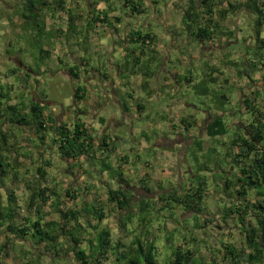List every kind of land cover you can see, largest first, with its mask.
I'll return each mask as SVG.
<instances>
[{
  "label": "trees",
  "instance_id": "obj_1",
  "mask_svg": "<svg viewBox=\"0 0 264 264\" xmlns=\"http://www.w3.org/2000/svg\"><path fill=\"white\" fill-rule=\"evenodd\" d=\"M248 1L250 4L247 9L255 14V33L259 35L260 30L264 29V0L262 2L261 0ZM17 3L24 27L36 26L37 36H42L43 25L39 21L42 11H48L53 16L59 12H65L69 32L74 31L75 22L84 19L87 21L88 29L95 28L97 24H104L109 28L113 24L109 15L114 12L116 0H91L88 4L90 12L87 13L86 9L85 12L81 11L77 14L71 9L65 10L64 0H55L53 4L45 0H17ZM152 3L157 4L155 1ZM99 4L104 5L102 10L97 9ZM221 4V0H187L181 14V30L188 45L204 46L207 43H214L219 37L225 35L234 39V31L225 29L223 22L229 15L236 16L242 4L229 5L225 9L220 8ZM122 7L129 8L132 15L145 14L142 0H123ZM85 13L87 15L84 18ZM113 19L116 23H120V18ZM123 42L136 45V48H132L127 55L130 56L133 66L141 64V57L145 54L144 48L153 53L145 63L156 61L155 51L151 49L155 43V36L151 31L131 30L125 35ZM256 42L259 43L255 46L257 50L250 55L246 54L251 57H241L238 63H233L237 73L249 81L252 79L251 74L264 70V54L258 52L264 49V38ZM134 53L138 55L135 56ZM68 74L74 79L77 78L72 70H69ZM144 75L148 78L154 75V72H145ZM6 77H15L21 87L28 90L30 78L28 73H23L15 67L8 71ZM209 77L213 84L218 81L217 78ZM191 79L192 77H185L187 83L192 82ZM145 81L143 83L147 84ZM198 86H194L197 92ZM200 91L205 95L208 93L205 89ZM13 92L14 86L0 82V232H6L15 240H20L29 250H42L53 258L58 259L61 254L64 257L72 255L77 264H243L240 252L230 243L223 244L221 251L218 252L223 261L218 262L216 258H212L205 263L202 259L199 260L191 249L196 239L191 232L186 234L184 232L186 222L181 223L182 229L176 234H167L163 229L153 228L154 220L157 219L159 212H162L163 207L168 215L174 206L196 217L200 215L209 194L205 187L207 183L205 177H198L196 183L189 182L185 189H172L169 193H161L156 198L149 199L150 201L141 199L135 202L131 190L133 185L124 174L128 157L121 154L115 158L116 150L113 141L116 138L112 139L108 135H103L100 143L97 144L94 135L83 122L78 121L70 125L57 121L53 113L48 112V107L36 100H30L29 104H26L22 98L20 102H12ZM80 92L84 95V91L79 88L74 92V98L77 101H81L85 96H79ZM225 100L227 98L224 94L218 98L219 107L223 106ZM245 100L244 104L250 115L246 123L226 122L221 114H214L212 121L206 125V135L210 138L225 135L229 137L227 148L223 152L222 165H227L225 159L228 158L230 169L235 172L231 174L222 169L224 175L221 177L224 180L221 192L231 197L233 202L225 205L221 213L222 220L225 222L237 219L236 221L243 225L246 216L255 218L254 227L249 226L243 229L244 242L248 250L246 262L261 264L264 260V110L255 111L250 102ZM136 107L137 113L144 110L139 103ZM215 109L222 112V109H218L216 105ZM190 118L192 119V116ZM5 123L20 128H31L35 147L50 139L59 157L69 162V170L77 173L74 170L80 168L79 162L84 159L90 164L89 170L94 169L100 175L107 174L116 183V188L105 190V199L101 200L87 185L90 199L84 208L61 210L59 199L62 195L58 192L56 183L47 178L45 167L49 163L45 162L35 168L34 181H28L29 195L22 203L25 208H21L14 192L6 190L9 184L20 181L21 176L20 170L13 165L10 137L2 128ZM181 123L185 130H188L194 120L190 122L181 120ZM208 156L211 157L212 154ZM111 159H115L114 168L111 166ZM204 169H207V166ZM141 179V183H144L149 180V175L145 174ZM144 189L148 194L153 193L147 186ZM2 191H7L4 196ZM251 193H254L259 200L255 198L256 201L253 202ZM78 194L79 191L70 186L64 189L63 195H71L74 201ZM46 206L52 207L57 215L56 220L46 221L45 217L50 215V212H44ZM108 207L120 213L117 227L121 236L114 244L110 238V230L105 229L102 224L107 218ZM145 212H152L153 217H143L142 214ZM137 216H140L138 222L133 224ZM169 217L172 218V216ZM196 217H193L196 222L193 224L195 229L203 228L201 222L204 224L213 222V220L201 218L202 221L198 223ZM162 233H165L167 258L160 257L156 244L157 236ZM60 241L63 243H59ZM82 245H84L83 248ZM5 255L7 256L6 245L2 244L0 245V264H4L2 258ZM22 264H42V262L39 261V257H36L34 260L25 259Z\"/></svg>",
  "mask_w": 264,
  "mask_h": 264
},
{
  "label": "rangeland",
  "instance_id": "obj_2",
  "mask_svg": "<svg viewBox=\"0 0 264 264\" xmlns=\"http://www.w3.org/2000/svg\"><path fill=\"white\" fill-rule=\"evenodd\" d=\"M55 0H45V2H49L50 4H53ZM66 5V8H72L74 9L78 3H81L84 7V3L89 4L91 0H64ZM145 4V16L143 15H132L130 14L129 8H122V2L123 0H117L115 7H114V17L120 18L121 26L118 28V31L121 34L125 32H129L131 30H140L142 32L147 31V25H150V29L152 32H154L156 35L159 33L160 35V43L161 38L163 39L164 34H168V39L166 41V44L161 43L160 48L158 49V52L162 55L160 58V61L162 62L163 70L161 71V64L155 63L152 65V63H144V66L141 68L143 73H150L155 72L157 77L153 79L154 82H157L158 84H161L163 81L162 79L164 77H167L169 79H173V77L169 74L173 69H178L180 74L179 79H183L184 74L181 68H179V64L176 61V59L180 60V57H183V51L185 53V46L183 45V42H179L180 34H181V14L184 10V7L186 6L187 0H169L165 6H161L160 8H156L154 13L158 15H165V17H168V20H170V24L167 26H163V28L160 30L159 26L154 23V19L151 17L150 19L147 17L152 11L150 10V7L148 5L149 0H142ZM17 6V7H16ZM84 10V9H83ZM20 9L17 3V0H0V21H6L2 25V22H0V82L3 84H9L14 86V92L12 93L13 101L18 102L22 98V92L19 90L20 84L17 81L15 77H6V74L8 73L7 69L13 68L15 65L21 66L19 59L21 62L25 63V67L32 69V71L36 72L37 68L40 66V62H43L41 67L44 68V72H39V80L40 83L37 85L35 83L31 84V87L28 86V91L24 95V99L28 98L29 100H39L40 97L44 98L43 102L48 105V112L53 113V115L57 118V121H65V123L73 124V121L75 120V115L73 111L71 110V104L73 103V94L78 89V87L81 89L83 85L85 84L83 80L76 81L73 80V78L66 72L62 71L61 67L58 66L59 64L58 59H55L54 56L56 54L60 53L62 54V50L65 48L66 44V38L64 37V33L67 32L66 30V15L65 12H59L57 14L58 20L55 21V23H52L53 26H51V21H49V17L52 15L48 13V11H42L40 14V22L43 25V31L44 34L42 36L37 37V30L35 27L30 26L24 27L23 31L24 34H22L21 30V18H20ZM83 17L85 18L86 15L83 14ZM53 18V17H52ZM140 19V20H139ZM56 20V19H55ZM252 20V17L249 15V13L246 12L245 8H241V10L238 12L236 16H231L228 19L227 22V29L234 31V42L229 44V52L227 49H225L226 54L228 52V55L230 56V60H233L235 62H239L240 58L245 55V51H243V40H245L246 44H250L252 47L256 46L254 40L251 42L248 41V28L247 24L250 23ZM23 21V20H22ZM115 23V21L113 20ZM35 25V24H34ZM85 26V23L84 25ZM55 27V28H54ZM50 28V30H48ZM101 28V27H100ZM84 29V27H82ZM39 30V28H38ZM45 30H48L45 32ZM86 30V29H85ZM84 30V31H85ZM105 30H107L105 28ZM62 31L64 32L62 34ZM125 31V32H124ZM31 32V33H30ZM35 32L34 37H37L35 40L30 39V35ZM51 37L59 35V39L53 40L56 41L53 43V45L49 41V37H46V33H50ZM116 32V31H114ZM21 33V34H20ZM97 33V34H96ZM29 34V36H28ZM69 34V33H68ZM96 35V39L100 42H97L94 46L95 53L87 55V58L90 63H93L91 65H94V62L96 65L102 64L108 65L110 54H112V61L121 68L123 66V63L127 61L130 66H132V62L130 60V56L128 57L126 54L129 53V51L132 48H135L136 45L130 44L127 46L128 52L123 53V60L121 59L120 55L118 53H115L113 49H117L118 45L113 44V39L110 36H106L105 31H101L100 29H94L91 33L88 34V40L91 39L93 35ZM118 36V35H117ZM109 37V38H108ZM60 40V41H59ZM182 40V39H180ZM233 40V39H231ZM36 41V42H35ZM52 41V42H53ZM159 42V41H158ZM23 49V44L26 45L27 48V55H31L30 59L20 57L18 59V52L16 51L20 46ZM179 44L178 50L175 49V45ZM10 45V46H9ZM43 45V46H42ZM157 45V44H156ZM18 46V48H17ZM174 46V48H172ZM13 51H12V49ZM42 47H46L49 49L50 53L52 54V59H48L44 62V60H40V54L39 50ZM228 47V46H225ZM9 48V49H8ZM108 50H105V49ZM184 49V50H182ZM217 48H215V52L213 54H218V51H216ZM84 51H87L86 46L83 48ZM219 50V49H218ZM166 51V53H165ZM105 52H108L109 54H105ZM115 53V54H114ZM178 53V55L176 54ZM188 53V52H187ZM101 54L102 56H105V58H101L100 61L98 60V56ZM149 52H146V55H148ZM189 55L194 54L196 56H199V50L195 48V50H190L188 53ZM98 55V56H97ZM25 56V55H23ZM165 56V57H164ZM170 58V61L168 60V57ZM63 58V56H61ZM121 59V60H119ZM187 59V57H186ZM227 59V58H226ZM213 58H208V61L211 62ZM220 60H216L217 64V70L214 72V78H217V82L215 84L203 81V73L205 71V66L201 64L202 69L196 66V63L190 64L189 67L186 66V75L191 76L194 78V81L196 80V84L199 85V90H203L205 88L208 89L207 95L204 93L198 91V93H195L193 89H188L187 92L184 93V91H181L183 88H178V96L174 97L177 98L178 102V110L182 113L185 111H196L199 109V112L196 114V119H199L200 117V110L201 111H208V109H212L215 107V105L218 107V109H222V112L218 111L217 109H213V114H221L223 118L226 120V122L230 123H236V122H245L250 117L248 113H246V107L243 103L240 101H244L246 98L251 101V104L256 109L255 111H262L264 110V70L260 73H253L251 74V80L241 77L237 73V68L234 65H231L230 63L225 62V65H222ZM160 62V63H161ZM45 63V64H44ZM56 64V66H55ZM187 65V64H186ZM55 66V67H54ZM126 66V65H124ZM98 67V66H97ZM156 67V68H155ZM223 67H227V70H224ZM223 69L225 72H220V70ZM61 70V71H60ZM102 72V71H101ZM173 72V71H172ZM185 72V71H184ZM52 74V75H51ZM200 76V79L198 78ZM199 79V80H198ZM73 80V82H71ZM226 80V81H224ZM200 81H203L200 84ZM136 82V81H135ZM137 83V82H136ZM38 86V93L37 95L34 94V86ZM174 87L176 85L174 84ZM103 88V87H102ZM135 88V87H133ZM153 95H157L156 97V103L152 104L151 102H148L146 97L142 100L139 98H135L139 93V88L137 87L136 90L133 89L131 92L135 96V99L131 100V106L129 109L131 113H133L134 120V135H131L129 126H126V124L123 123V116L121 115L120 111L124 109V106L127 100V103L129 102L128 99L123 97V94H121V98H118L119 106H117L118 113L116 114L115 120L117 125L115 128L110 130L109 136L114 139L113 146L116 149V157L120 156V154H127V157L129 158V162H127L126 166L124 167L125 170V176L130 181V184L133 185L131 187V190L133 192V200L135 202H138L141 199H146L150 201L149 199H154L158 194L161 193H169L171 189H185L189 182L196 183V180L198 179L197 171H198V165L197 158H200V162L204 161L205 156L207 159H209V154H213V158L215 155H219L221 153V149L224 148V144L227 143V138H219V142L222 143V147L217 148L216 145L212 146L211 143H209L211 140H209L205 136V127L201 129L200 126V135L203 139L201 142H203L204 149L209 145L210 150L214 149L213 152L205 151L204 149L201 151L200 148H196L195 146L191 145V142L189 139H182L181 137H178L175 134V131H173L174 140L171 142V140L162 141V142H156L157 136L156 131L154 132V128L158 125L165 124V127L163 128V133H167L168 137H171L172 132H170L169 123H166L168 120L172 121V113H170V106L168 104L169 99V92L165 91L164 89H161L160 86H157L154 88L152 87ZM110 91V86H104V91ZM158 90V91H157ZM180 90V91H179ZM104 91H100V93H97L95 96L97 98L105 99L103 97ZM173 93H175V90H173ZM45 96V97H43ZM204 94V95H203ZM225 95L227 100L224 101V104L222 107H219L220 104L218 103V98H220L222 95ZM34 99H33V98ZM183 98V100H182ZM23 99V98H22ZM46 100V101H44ZM182 100V101H181ZM223 100V99H220ZM141 102L143 103V107H145V112L147 113L148 118L143 119V115H140L141 119L134 118L137 110H136V103ZM51 103V104H50ZM103 104V102H100ZM112 103V101H110ZM186 103L190 104V107H186ZM113 108V107H109ZM183 108V109H182ZM187 108V109H186ZM114 110H116V107H114ZM69 111V113H67ZM171 111H173L171 109ZM179 114V113H177ZM174 114V115H177ZM212 114V113H211ZM205 115V114H204ZM231 115V116H229ZM229 116V117H228ZM231 117V118H230ZM130 119V118H128ZM136 120V121H135ZM143 120L147 121V126L145 128ZM98 122V132L94 133L95 142L100 143L101 141V134H102V128L104 130V127L106 126V120L105 121H97ZM161 123V124H159ZM175 125L180 126L179 119L175 118ZM141 127L143 130L146 129L145 132L142 134L136 132ZM3 130L9 135L10 137V150L13 159V165L15 168L20 170V176L21 180L17 182H13L9 184L8 188L6 190H11L14 192L16 197L18 198V205L21 208H25L24 205H22L23 200L29 195L28 190V181L33 182L35 177V168L38 165H43L45 162H48L49 165L45 167L46 169V176L49 180H52L57 185L58 192L62 195L60 197L61 210L66 209H82L84 208V205L89 201L90 197L88 194L90 192L87 190L86 186L89 185V187L92 188V193L98 197H100L101 200L105 199V190L108 188H116V183L110 179V177L107 174L100 175L99 172H95L94 169L89 170L90 164L89 162L82 159L79 164L80 168L77 171V173L73 172V170L68 169L69 162L65 161L64 159L60 158L57 154L56 148L51 144L50 139H48L44 144L39 145V147H35V144H33L34 135L33 130L31 128H20L14 125H10L8 123H5L3 125ZM108 128V124L106 126ZM112 128V127H111ZM176 132H182V131H176ZM146 133V135H145ZM148 134V135H147ZM172 134V135H173ZM195 134V133H194ZM151 135V138L150 136ZM196 135V134H195ZM141 136L149 138H146L148 142L141 141ZM191 137V134L187 132V138ZM224 140V141H223ZM142 142V143H141ZM179 142L180 145L177 146L176 143ZM141 143V144H140ZM34 145V146H33ZM159 147V149H155V146ZM191 145V146H190ZM154 146V147H153ZM187 152L185 154V160L182 153H184V150L187 149ZM171 150V151H169ZM120 152V153H118ZM170 152H174V154H170ZM181 153V155H179ZM137 156V158H136ZM203 158V160H202ZM220 158V155L218 156ZM223 158V157H222ZM206 159V160H207ZM218 167H223L222 169H225L226 171L235 172V170H231L229 166V159L226 158L225 162L226 165H222V162H220L218 159L214 160ZM111 166L114 168L115 159H111ZM213 163V159L211 161V164ZM150 166H147V165ZM216 165V167H217ZM215 167V169H216ZM89 171L88 173H85L86 171ZM148 172L151 176L150 181H145L144 183H141V178L144 177V174ZM223 172V171H222ZM206 173V172H205ZM203 173V174H205ZM214 174L215 179L211 178L212 174L209 173L205 174L207 176V179L210 178V182L206 183V189L209 192L208 199H206L205 205L203 206L202 213L198 215L197 217L194 216V214L185 213L180 208H177L174 206L172 212H165V208H161L162 212H159L160 214L157 215V219L155 221V225L153 224V228L160 230H165L167 234H176L177 231H181L182 227H180L181 223H185L187 225H184V232L190 233L193 235V237L196 239V243L192 244V251L196 254V257L200 260L208 262L212 258H216L218 262L223 261L222 256L218 253L222 249L223 244H232L234 245L237 250L240 252L241 260L243 264H250L249 262H246V255H247V248L244 242V234L243 229L246 227H254L255 226V218L252 216H246L245 221L243 225L239 224L238 221L235 219L226 220L225 222L222 220V210L224 209L225 205H229L233 202V199L229 197L227 194H223L221 192V187L223 186V182L219 179L222 175L220 174ZM230 174V175H231ZM205 176V178H206ZM204 177V176H201ZM228 177V176H227ZM230 177V176H229ZM30 184V183H29ZM43 184V182L41 183ZM149 187L152 190V194H148L145 192L144 188L145 186ZM181 185V186H180ZM72 187V189L78 190L79 194L76 196V200H72V196H64V189L68 187ZM144 186V187H143ZM180 186V187H179ZM88 187V188H89ZM143 188V189H142ZM7 191H2L3 196L6 194ZM89 192V193H88ZM253 202H255L254 193L250 194ZM259 200V198L257 199ZM237 201V200H234ZM202 206V205H201ZM20 208V209H21ZM163 209V210H162ZM22 210V209H21ZM44 212H50V215H47L45 217L46 221L56 220L57 215L52 210V207L46 206L44 208ZM147 214V215H145ZM32 215V214H31ZM155 215V213H154ZM120 216V213L113 210L112 207L107 208V218L103 221V227L106 229L108 228L110 230V238L113 241V244L117 241L119 236H121V233L119 232V229L117 227L118 218ZM143 217H153L152 212L150 213H143ZM169 216H172L170 218ZM34 218V216L32 215ZM140 216L136 217V220L133 222V224H137L138 218ZM193 217L197 218V222L202 221L201 218L206 220H213L212 223H202L203 228L202 229H195L193 228V224L196 223L193 220ZM192 218V219H191ZM136 222V223H135ZM198 222V223H199ZM163 231V232H165ZM155 232V231H154ZM59 243H63L60 241ZM5 244L6 245V252L7 256H3L2 261H4V264H22L25 259H35L36 257H39V261L42 262V264H77L73 258L72 255H68L67 257L60 255V258H53L52 255L41 251H35L32 249H28L26 244L21 243L20 240H15L12 236L8 235L6 232H0V245ZM157 247L160 251V257H166V243H165V233L159 234L156 239ZM29 250V251H28ZM43 253V254H42ZM215 254V255H212ZM167 258V257H166ZM57 259V260H54ZM38 260V259H36ZM252 264V263H251ZM261 264H264V260Z\"/></svg>",
  "mask_w": 264,
  "mask_h": 264
},
{
  "label": "crops",
  "instance_id": "obj_3",
  "mask_svg": "<svg viewBox=\"0 0 264 264\" xmlns=\"http://www.w3.org/2000/svg\"><path fill=\"white\" fill-rule=\"evenodd\" d=\"M154 1L157 4H153L152 2H154ZM168 1L169 0H149L148 1V5H149L150 10L152 12L149 15H147V17L149 19L152 17L154 19V23H156V25L159 26L160 30L166 24L168 26L170 24V22H169L170 20H168V17H165V15H159V18H158V15L155 14L154 11H155L156 8H160L161 6H165ZM221 1H222V4H221V7L220 8H224V9L227 8L229 5L237 6L238 3H241L242 4L241 8H245L246 12L249 13V15L252 17V20L250 21V23L247 24V28H248L247 30L249 32L248 41L251 42L252 40H254L255 43L257 45H259V43H257L256 41L264 38V29L263 30L261 29L259 35H256V33H255V26H254V23H255V14L252 13L251 11H249V9H247V6H248V4H250V2L248 0H221ZM262 1L263 0H261V2ZM84 4L85 5L83 7V5L81 3H78L77 2V4H76L77 6L74 9H72V8H66V7H64V8H65V10L71 9V11L72 12H75L76 14L78 12H81V11L82 12H85L86 9H87V13H89L90 10L88 8V4L87 3H84ZM65 5H66V3H65ZM258 5H259V3H258ZM144 7H145V4H144ZM259 7H261V6L259 5ZM103 8H104V5L103 4L97 5V9L102 10ZM241 8H240V10H241ZM48 13H50V12H48ZM85 15H87V14L85 13ZM141 15H143L142 17L144 18L145 14H141ZM231 16H233V15H229L227 17V19L223 22V27L225 29L228 27L227 22H228V19ZM109 17L111 18L110 21H112V23H113L112 26L109 27V28L105 27L104 24H97L95 26V28L88 29L87 26H86L87 21L84 19V20H79V21L75 22L74 31H70L69 32V30H67V28H66V30H67L66 33H64L62 31V34L64 33L65 34L64 37L66 38L65 48L62 50L63 51L62 54L58 53V54H56V56H54V58L55 59H58V62L57 63L59 64L58 66L61 67L62 71H66L68 73L69 70H72V71L75 72V74L77 75V78L76 79L73 78V80H76V81L83 80L84 83H85L81 89L78 87L81 91H84V95H85L84 96L83 93L80 92L79 93V96H84V98L81 101H78L79 103H77V105H76L75 101H73L74 103L71 104V107H72L71 109L72 110H74L75 108L79 109V113L75 115V120L73 121V123L74 122H78V121L83 122L84 125L86 126V128H88V130L94 135L95 132H98V128H97L98 127V125H97L98 122L97 121H105L106 120V126L108 124V128H106V126L104 127V130L102 128L101 137L103 135H108L109 136V134H111L110 133V130L111 129L113 130L115 128V126L117 125L116 120H115L116 114L118 113L117 112L118 111L117 106H119L118 105L119 104V101L117 99L118 98H121L120 95L123 94V97L124 98L126 97L129 102L127 103V100L126 99L124 100L126 102V104L123 105L124 106V109L122 111H120V113H121V115L124 118L123 119L124 120L123 123L126 124V126H129L131 135H134V132H133V130H134L133 129L134 128V120H132V118H133V115L132 114L133 113L129 112L130 111L129 109H131L130 108V106H131L130 105L131 104V100L132 99H135V98H139L140 100H142V99H144L146 97L147 98L146 100L148 102H151L152 104H157L156 103V101L158 100V99L156 100L157 95H153L154 93H152V92H153L154 89H152V87L155 88L157 86V88H158V86H160L161 89H164L165 91H168L169 92V95H170L167 102H168V104L170 106V111L169 112L172 113L171 119H173V120L172 121L168 120L166 123H169L170 132H172V134H173V131H175V134L178 137H181L182 136L181 137L182 139H184V138L189 139L190 142H191V145L192 146H195L196 148L197 147L200 148L201 151L204 149V147H203V142H201L203 139L201 138V136H199L200 135V130H199L200 129V126H201V129L203 127H205V129H204L205 133L204 134H205V136L209 140H211L209 143H211L212 146L213 145L215 146L217 144L216 147L221 149L222 143L219 142V138H222V139L227 138V143L223 145L224 148L221 149V153H219L220 158H218L219 155H217V156L215 155V157L212 158V156L214 155V152L213 151L215 150V148L209 151L210 146L208 145L204 150L205 151L207 150L208 152H213V154L211 153L212 156L209 157V160L205 156H202L205 159L204 161H202V163L199 160L200 158H197L196 159L197 160V163H199V165H198L199 170L197 171V175L198 176H204L205 177L206 176L205 174H208L209 175V173L212 174L211 178H213V179H215V175H213V173L214 174L218 173V174H220V175L223 176L224 175L223 172H222V168L223 167L222 168L216 167L217 164H216V162L214 160L218 159L220 162H223L222 161L223 152L225 151V148H227L226 146L228 144L229 137L225 135L223 137L210 138V137H208L206 135V125L212 121V118L214 117V114H213L214 111H213V109L215 107L212 108V109L209 108L208 111H201L200 110V117H199V119H196V114H197V112H199V109L196 110V111H193V112L192 111H185V112L182 113L181 111L178 110V107H177L178 106L177 103L179 101L177 100V98H174V97H177L178 96L177 91H178V88L179 87H182L183 88L181 91H184V93L187 92L189 88L190 89H193L195 93H198L197 92V89H196V91L194 89V86L197 85L195 83L196 80L194 81V78L191 79L192 82H190V83H187L185 81V77H187V78H190L191 77V76L186 75V70H185L186 66L189 67L190 64L196 63V66H198L199 68L202 69L203 67H201V64L200 63H202L204 66L206 65L205 66V71L203 73H201V74H203L202 79H203V81H207V82L212 83L210 81V79H209L210 78L209 76H211L212 78H214V76H213L214 75V72L217 70V64L215 63L216 60L217 61L220 60L219 62L222 65H225V62L226 61H227V63H230L231 65H233V63H238V62H235L233 60H230L231 58L228 55V52H229V50H228L229 44L233 43L234 42V39L233 38H230V37H228V36L225 35L223 37H219V39L216 40V41H214V43H210V44L207 43L204 46H196L195 44L188 45L187 44L188 41H187L186 37L184 36V34H182V31H181L180 38H179V42L180 41H181V43L183 42V45L185 46V50L186 51H185V53L183 51V57H180V60L179 59H176V61L179 64V68H181L182 70L185 71V72L183 71L184 77H183V79H179L181 72H179V70L176 68V69H173L172 70L173 72L172 71L169 72V74L173 77V79L172 78L169 79L167 77H164L162 79L163 82L161 84H158L157 82H154L153 81L154 77L155 78L157 77V75L155 74V72H154V75H151V77H148L147 78L144 75V73L142 72V70L140 69L141 66H142V64H143V62L145 63L148 60V58L151 55H153V53L150 50H148L147 48H144L145 54H144L143 57H141V60H140V63L141 64L139 66H136V67L133 66V64H132V66H130L129 63L127 61H125L123 63V66L121 68H119L111 60L112 59V54L109 55L110 56V59H109L108 65H103V66H102V64L96 65L95 62H94V65H91L93 63H90L89 62V60L87 58V55L92 54V53H95L94 46L96 45L97 42H100V41H98L96 39V35L95 34L91 37L90 40H88V34H89V32L91 33L92 31H94V29H97L98 28L101 31L104 30L106 36H110L113 39V44L116 43V45H118V48L117 49H113V50L114 51L117 50L115 53H118V55H120V57H121L122 60H123V57H124L123 56V53L124 52H126V53L128 52L127 46H129L130 44L123 42L124 39H125V35L127 34V32L124 31L125 33H123V34L120 35V33L117 32V31H118V28L121 26V24H120L121 21H120V23H116V22L114 23L113 22V20H114L113 18H116V17H114V13H110ZM49 18H50L49 21H51L50 22L51 23V26H53L52 23H55V21L58 20L57 14L55 16L52 15ZM0 22H2V25H3L4 22H6V21H2L1 20ZM84 23H85V26H83ZM20 24H21L22 34H24V31H23L24 25H23V21L22 20H21ZM180 24H181V19H180ZM66 27H67V25H66ZM82 27H84V29H82ZM149 27H150V25H147V27H146L147 28V31H151V29ZM105 28L107 30H105ZM48 30H50V28ZM48 30H45V32H47ZM114 31H116V32H114ZM34 33L35 32H33V34H31L30 36L28 34V36L30 37V39L35 40L38 37V36L37 37H34V35H35ZM151 33L154 34V36H155V43H154V46L151 47V49L155 51L154 55L156 56V58H155L156 61L153 62L152 65L158 62V64H161V71H162L163 70V67H162V62L160 61V58L162 57L163 53L161 55L158 52V49L160 48V45H162L161 43L166 44V41L168 39L169 33L163 35V39L161 38V40H162L161 43H160V40H159V38H160V35L159 34H161V33L158 32L157 35L154 32H152V31H151ZM43 34H44V32H42V35ZM45 35H46V37H49L50 38L49 41H50V43L52 45H53V43L56 42V41H53V40H56V37L57 36L59 37V35L54 36V37H51L50 36V35H52L51 32L50 33H46ZM58 37H57V39L60 38V37L59 38ZM180 39H182V40H180ZM231 39H233V40H231ZM243 42L244 43H242V45H243V51H245V55L242 56V57H244V58L245 57H247V58L248 57H251V56H247L246 54L250 55V53L252 54L257 49L254 46L252 47L250 44H246L245 40H243ZM19 46H20L19 48L17 46L18 49L16 50L18 52V55H17L18 56V59L20 57H24V58H28V59L31 60V58H30L31 55L30 54L27 55L28 54L27 53V48L28 47H26V45L23 44L22 45L23 46V49H22L20 43H19ZM85 46L87 48V51H84L83 50V48ZM225 46H228V47H225ZM179 47H180L179 44L175 45V49L176 50H178ZM172 48H174V46H172ZM195 48L199 50V53H200L199 56H196L194 54L189 55L188 53L190 52V50H195ZM215 48H217L216 51H218V54H213V52H215L214 51ZM247 48H249V50ZM225 49L228 50L227 54H226V51L227 50L225 51ZM105 50H108V49L106 48ZM182 50H184V49H182ZM12 51H13V49H12ZM147 51L149 52L148 55H146V52ZM258 52H260L261 54H264V49L263 50H259ZM165 53H166V51H165ZM39 54H40V60H44V62L47 61L48 59H52V54L50 53L49 49L46 48V47H42L39 50ZM95 54H97V53H95ZM105 54L108 55L109 53L108 52H105ZM128 54L129 53H127L126 55H128ZM176 54L178 55V53H176ZM23 55H25V56H23ZM134 55L136 56V55H138V53H134ZM61 56H63V58ZM186 57H187V59H186ZM97 58L100 61V59L101 58H105V56H102L101 54H99V56ZM170 58L171 57L169 56L168 57V60L169 61H170ZM208 58H213V60L211 62H209L208 61ZM121 59H119V60H121ZM19 61H20L21 66L15 65L13 68H15V67L16 68H19L21 70V72L28 73L30 75L29 84H28L29 87H31V84L32 83H35V84L38 85L40 83V80L38 79L39 76H40V73L39 72H41V73L44 72V68L41 67V65L43 64V62H40V66L36 70L37 72L38 71L39 72L36 73V72L32 71V69H29V68L25 67V63H23L24 61L21 62L20 59H19ZM124 65H126V66H124ZM55 66H56V64H55ZM226 68L227 67H223L224 70H227ZM10 69H12V68H10ZM10 69H7V71H9ZM223 69H221L220 72H225ZM255 73H260V72H255ZM198 78L200 79V76ZM73 80L71 82H73ZM144 81L147 82V84H144L143 83ZM224 81H226V80H224ZM200 83H202V81H200ZM174 84L176 85V87H174ZM104 86H110L111 87V90L110 91H107V90L104 91ZM20 87H21V85H20ZM133 87H135V88H133ZM137 87L140 90L139 93H138V95L136 97L133 96V95H130V94H132L131 92L133 91V89L136 90ZM19 90H21V92H22V95H23L22 98H23L24 102L26 104H29V101L30 100L28 98H25L24 99V95L27 93L28 90H26V89H24L22 87ZM173 90H175V93H173ZM206 90H208V89H206ZM100 91H104L103 97H105L106 100L105 99H102L101 100L100 98H97L95 96L97 93H100L101 94ZM198 91H200L199 88H198ZM37 93H38V86L35 85L34 86V94L37 95ZM74 96H75V93L73 94V98H74ZM43 97H45V96H43ZM43 99L44 98L40 97L39 100H36V101L40 102L41 104H45L43 102ZM182 100H183V98H182ZM44 101H46V100H44ZM110 101H112V103H110ZM245 101L246 100L240 101V102L244 104ZM248 101L251 104V101L250 100H248ZM12 102H14V101H12ZM18 102H20V101H18ZM100 102H103V104H101ZM138 103L140 105L144 106L143 103H141V102H138ZM138 103H136V105ZM46 106L48 107V105H46ZM109 107H113V108H109ZM114 107H116V110H114ZM186 107H190V104L186 103ZM136 109H137V107H136ZM171 109L173 111H171ZM67 113H69V111H67ZM177 113H179V114H177ZM246 113H247V108H246ZM174 114H177V115H174ZM140 115H143V119L144 118H148L147 113L145 112V107H144V110L142 112L136 113V115H135L134 118L141 119ZM190 116H192V119L190 118ZM229 116H231V115H229ZM128 118H130V119H128ZM175 118L176 119L177 118L179 119V124H180L179 127H178V125H175ZM181 120H187L189 122L192 121V120H194V123L191 125V127L188 128V130H185V127L182 125ZM247 120H246V122H247ZM61 122H65V121H61ZM143 122H144V126L146 128L147 121L146 120L145 121L143 120ZM236 123L238 124V123H243V122L239 121V122H236ZM159 124H161V123H159ZM164 127H165V124L159 125V126L157 125L154 128V132L156 131V134L155 135L157 136V141L156 142H162V141H165L166 142L167 140L168 141L169 140H171V141L174 140V135L175 134H173V135L171 134V137L169 138L168 137L169 134L167 135V133H165V132L163 133V130H164L163 128ZM145 128L142 130L141 127H140L138 130H136V132H138L137 134H139V133L142 134L143 132H145V130H146ZM176 131H182V132H176ZM187 132H189L191 134V137L187 138ZM145 135H146V133H145ZM149 136L151 138V135H149ZM141 137H142L140 139L141 141L143 140L145 142H148V140L146 139V138H149L148 136H146L144 138H143V136H141ZM33 142H34L33 144L36 145V143H35L34 140H33ZM176 145L179 146L180 143L177 142ZM156 148L159 149V147L155 146V149ZM187 150H188V148L184 150V153H182L183 156H184V160H185V154H186ZM169 151H171V150H169ZM118 153H120V152H118ZM116 154H117V152H116ZM170 154H174V152H170ZM124 155H127V154H124ZM179 155H181V153ZM136 158H137V156H136ZM212 159H213V163L211 164ZM202 160H203V158H202ZM129 161L130 160L128 158V161L127 162H129ZM147 166H150V165H147ZM205 166H207V169H204ZM215 167H216V169H215ZM223 171H226V170H223ZM124 173H125V171H124ZM203 173H205V174H203ZM145 174H148L149 175L150 173L146 172ZM150 178H151V176L149 175V180L148 181H150ZM219 179L222 182L224 180V178H222V177H219ZM206 181L207 182H210L211 180H210V178L207 179V176H206ZM158 195H160V194H158ZM83 247H84V245H82V248Z\"/></svg>",
  "mask_w": 264,
  "mask_h": 264
},
{
  "label": "flooded vegetation",
  "instance_id": "obj_4",
  "mask_svg": "<svg viewBox=\"0 0 264 264\" xmlns=\"http://www.w3.org/2000/svg\"><path fill=\"white\" fill-rule=\"evenodd\" d=\"M74 101H75V103H76V105H77V103H79L77 100H75V98H74ZM74 103V102H73ZM75 105V106H76ZM77 107V106H76ZM72 110V109H71ZM73 111V113H74V115H76V114H78L79 113V109H77V108H75L74 110H72ZM172 142V141H171Z\"/></svg>",
  "mask_w": 264,
  "mask_h": 264
}]
</instances>
